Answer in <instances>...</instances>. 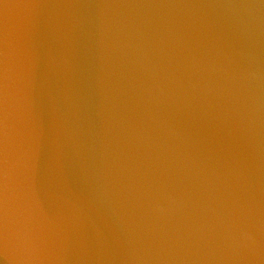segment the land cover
<instances>
[{
    "label": "clouds",
    "instance_id": "1",
    "mask_svg": "<svg viewBox=\"0 0 264 264\" xmlns=\"http://www.w3.org/2000/svg\"><path fill=\"white\" fill-rule=\"evenodd\" d=\"M153 18L218 22L241 43L227 85L233 163L209 175L162 148L156 167L170 189L162 202L133 199L101 176L78 185L74 164L84 152L85 54L98 43L119 73L131 29ZM262 28L264 0H0V254L10 264H264Z\"/></svg>",
    "mask_w": 264,
    "mask_h": 264
},
{
    "label": "water",
    "instance_id": "2",
    "mask_svg": "<svg viewBox=\"0 0 264 264\" xmlns=\"http://www.w3.org/2000/svg\"><path fill=\"white\" fill-rule=\"evenodd\" d=\"M79 2L158 6L242 5L259 0ZM256 51L264 67V28L257 35ZM240 53L239 39L226 26L202 19L153 18L132 28L119 73L113 72L99 44L93 45L82 61L84 152L74 160L75 182L84 186L101 176L133 199L156 196L162 202L170 194L161 186L163 177L156 167L162 148L206 174L223 175L237 151L227 85ZM0 264H10L4 254Z\"/></svg>",
    "mask_w": 264,
    "mask_h": 264
}]
</instances>
